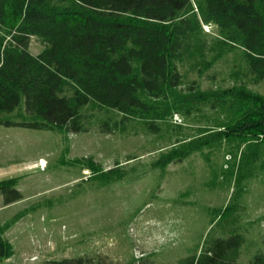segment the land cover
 Returning <instances> with one entry per match:
<instances>
[{
	"label": "trees",
	"instance_id": "16d2710c",
	"mask_svg": "<svg viewBox=\"0 0 264 264\" xmlns=\"http://www.w3.org/2000/svg\"><path fill=\"white\" fill-rule=\"evenodd\" d=\"M204 24L216 28L214 38ZM31 36L43 45L38 54L29 51ZM235 48L241 63L229 73L233 84H183L180 65L201 75ZM262 80L264 0H0V125L76 133L86 130L81 111L93 102L121 114L102 130L135 119L159 133L178 114L202 124L177 136L154 165L225 142L239 185L264 170V94L249 87ZM19 107L20 120L9 118ZM16 180L0 179L5 205L22 198ZM242 240L238 232L207 236L199 252L175 264H264V253L235 258ZM13 252L0 227V258ZM42 264L115 263L96 255Z\"/></svg>",
	"mask_w": 264,
	"mask_h": 264
},
{
	"label": "rangeland",
	"instance_id": "374dc122",
	"mask_svg": "<svg viewBox=\"0 0 264 264\" xmlns=\"http://www.w3.org/2000/svg\"><path fill=\"white\" fill-rule=\"evenodd\" d=\"M203 31L209 40L217 35L212 25ZM42 49L31 36L29 51ZM240 54L225 52L201 75L180 65L183 84H233L229 73ZM249 87L264 94V80ZM21 112L8 116L20 120ZM81 112L86 130L76 133L0 125V179L15 177L22 195L11 205L0 196V227L14 250L0 264L96 255L115 264H175L199 252L207 236L232 232L243 237L238 261L264 253V170L236 185L225 142L154 165L177 136L194 134L202 122L176 114L159 133L135 119L106 131L101 123L112 126L121 114L93 102Z\"/></svg>",
	"mask_w": 264,
	"mask_h": 264
},
{
	"label": "crops",
	"instance_id": "0c3cea01",
	"mask_svg": "<svg viewBox=\"0 0 264 264\" xmlns=\"http://www.w3.org/2000/svg\"><path fill=\"white\" fill-rule=\"evenodd\" d=\"M41 161H43L42 158H41ZM11 178H12V177H11ZM14 178H15V177H14ZM4 179H7V178H4ZM11 204H13V203H10L9 205H11ZM3 205H4V204H3Z\"/></svg>",
	"mask_w": 264,
	"mask_h": 264
}]
</instances>
